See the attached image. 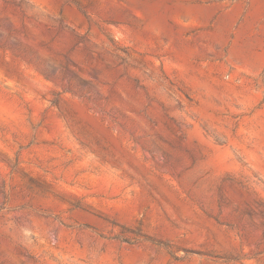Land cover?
<instances>
[{
  "label": "rangeland",
  "instance_id": "obj_1",
  "mask_svg": "<svg viewBox=\"0 0 264 264\" xmlns=\"http://www.w3.org/2000/svg\"><path fill=\"white\" fill-rule=\"evenodd\" d=\"M0 264H264V0H0Z\"/></svg>",
  "mask_w": 264,
  "mask_h": 264
}]
</instances>
